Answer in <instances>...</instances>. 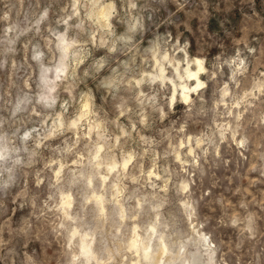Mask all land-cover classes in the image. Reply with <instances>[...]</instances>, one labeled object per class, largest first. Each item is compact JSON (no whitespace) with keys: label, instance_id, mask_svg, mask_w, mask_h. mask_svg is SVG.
Returning a JSON list of instances; mask_svg holds the SVG:
<instances>
[{"label":"clouds","instance_id":"9594fccd","mask_svg":"<svg viewBox=\"0 0 264 264\" xmlns=\"http://www.w3.org/2000/svg\"><path fill=\"white\" fill-rule=\"evenodd\" d=\"M187 3L28 0L25 9V0H0V69L13 70L11 75L0 71V188L17 189L0 192V207L11 197L22 200L19 207L30 213L18 229L0 223V264H89L79 242V234L88 228L86 204L79 191L72 201L75 207L64 203L66 197L76 183L91 189L96 180L102 187L105 177L121 186L124 179L140 184L148 175L146 155L148 166L155 168L152 175L162 185L149 186L171 201L166 214L172 212L173 232L192 235L195 229L196 235L207 233L219 243L221 233L237 226L234 219L245 217L238 242L227 251L221 248L215 264H242L244 242L255 241L258 232L264 235L246 226L252 216L264 218V168L255 164L249 168L259 175L246 187L241 179L231 195L218 189L209 195V183L191 165L196 157L187 150L178 170L170 171L157 163L162 157L154 149L149 153L142 148L147 143L143 134L158 138L169 155H178L182 144L188 146L190 134L197 147L203 132L237 144V137L247 144L255 135L252 129L264 138L259 128L264 124V0H241L242 21L236 34L211 45L205 39L215 35L208 31L207 6L195 30L192 14L171 19ZM61 38L71 47L62 48ZM211 46L235 59L213 57ZM41 57L50 71L48 87L41 82ZM225 63L231 64L230 73L222 70ZM57 65L63 69L59 73ZM191 66L204 73L201 81L189 83L184 73ZM225 81L232 85L231 98L239 100L228 106L236 111L223 113L230 122L216 126L211 98L221 86L227 87ZM158 172L162 174L157 176ZM169 184L174 190L170 196ZM5 226L10 235L16 232L23 238L22 250L7 247L11 240L3 238Z\"/></svg>","mask_w":264,"mask_h":264},{"label":"rangeland","instance_id":"374dc122","mask_svg":"<svg viewBox=\"0 0 264 264\" xmlns=\"http://www.w3.org/2000/svg\"><path fill=\"white\" fill-rule=\"evenodd\" d=\"M167 6L172 7L175 11L174 5L169 4ZM206 6L208 31L215 33V35L210 40L208 36H205V39L209 41L210 45L211 43L218 44L221 41L227 42L231 39L229 33L236 34V30L242 21L243 6L241 0H206V5L204 0H188L185 10L177 13L171 19L176 21L177 17L184 18L186 15L192 14L190 23L195 30L201 24L200 17L204 14ZM0 7H3V5L0 4ZM164 7L165 5H160L161 17L165 14ZM24 8L28 9V0H25ZM21 16H23V13ZM0 26H3V22H0ZM41 27H44V23ZM197 35H199V32H197ZM61 47L70 48L71 44L66 42L65 38H61ZM210 54L213 57H223L227 61L235 59V57H225L224 51L214 46L210 47ZM33 55H38V53L33 52ZM42 61L43 58L41 57L40 62L42 63ZM187 68L198 71L197 66ZM62 70L60 65L55 68L57 73ZM222 70H227L230 73L231 64L225 63ZM0 71H7L11 75L13 70L8 67L0 69ZM184 75L188 77L186 70ZM198 76L202 80L204 73L198 71ZM41 82L44 87H48L52 83L49 67L44 63L41 66ZM193 82L197 81L189 79L190 84ZM225 84H227V81H225ZM254 86L259 87L258 84ZM231 89L232 85L230 84H227V87L221 86L211 98L212 117L216 126L230 122V118L223 116L225 111H236L228 107L231 103L239 100L238 97L235 100L231 98L233 95ZM193 95H198V93H193ZM244 99L247 100L246 97ZM239 102L242 107L246 106L243 101ZM217 112L220 113L219 116L216 115ZM245 115L247 116L248 113H245ZM259 128L264 130V124L259 125ZM251 131L255 132V135L249 139L247 144L239 137H237L239 144L230 140L221 142L216 137L209 135L208 132H203L198 134L199 141H201L199 147L192 143V134H190L189 145L184 146L182 144L178 155L175 152L170 155L166 154L162 151V145L158 143V138L143 134L147 143H142V148H147L149 153L154 149L162 157L157 163L161 168L168 167L170 171L173 169L178 170L179 162L184 159L185 150H187L190 157H196L195 160H190L191 165L196 166L203 173L201 179L209 183V195L217 189L231 195L235 185L240 183L241 179H243V186L246 187L250 179H255L259 175V171L249 172V168L254 164L257 167L264 168V159H260L264 155L262 154L264 153V138H261L260 132L255 129ZM133 135L135 136V133ZM163 143L167 144V141ZM240 145H244L243 149ZM201 149H204V151H201ZM168 151L171 152V149ZM130 155H134V153H130ZM144 159L146 161L145 171L148 175L141 179L140 184H134L132 180L124 179L123 186H121L119 183H115L112 177H105L107 183H104L102 187L97 184L96 180L92 181L91 189H88L83 183H76L73 186L72 194L67 196L70 201L66 204L75 207L72 201L77 191H79L81 203L86 204L84 212L88 228L79 234V242L80 246L83 239H86L89 243L91 242L90 248L93 253L87 259L89 264H133L132 262L137 261V259L138 264H149V262L153 264L154 255L150 256L151 258L144 259L141 257L142 252L138 253L134 248H130V241L137 233L140 235L138 238L140 237L143 240L150 237L149 244H153L154 250L160 245V238L164 239L169 259L163 257L165 260L162 259L160 264H215L221 248L227 251L229 247L238 242L240 233L245 227V224H241L240 221L245 220V217H236L233 223L237 226L230 228L226 233H221L219 243L216 239L210 238L207 233L196 235L195 229H193L192 235L182 231L173 232L169 220L172 212L169 210L166 214V209H168L171 201L165 198L163 193L158 195L155 187L149 186L162 185L160 180L152 175L155 168L148 166L150 164L149 156L146 155ZM133 163H135V160H133ZM113 166L115 167V165ZM127 167L132 171V165H127ZM101 172L103 173V169H101ZM161 174L162 172H158L157 176ZM113 176H115V172H113ZM173 179L175 180L176 177H173ZM109 185H111V188H109ZM168 187L170 196L174 190L171 188V184ZM9 190L13 193L17 191L15 185H11L10 189L0 188V192ZM216 199H220V192H217ZM87 201L91 202L87 203ZM22 202V200H16L15 198L11 201V197H8L4 201V207H0V223L9 224L11 228L18 229L22 222L27 219L29 211L27 207L23 210L19 207ZM232 202H236L234 197ZM246 226L264 232V218L257 220L255 216H252V218L246 220ZM150 227H155L154 232ZM244 235L246 236L247 232H244ZM3 238L11 240L7 247L15 246L18 251L22 250L23 238L17 235L16 232L10 235L7 226L4 228ZM210 239L211 243L208 242ZM116 251H121L122 255L116 256ZM240 251L244 253L242 264H264V235H260L258 232L257 239L255 241L246 240ZM81 253L86 258L87 255L82 249ZM124 256L129 257V259H123ZM5 264H7V261H5Z\"/></svg>","mask_w":264,"mask_h":264},{"label":"bare ground","instance_id":"6f19581e","mask_svg":"<svg viewBox=\"0 0 264 264\" xmlns=\"http://www.w3.org/2000/svg\"><path fill=\"white\" fill-rule=\"evenodd\" d=\"M186 73H187V75H188L190 80H193V78H194V80H196L197 82L201 81L199 76H198V71L197 70H191V69L187 68L186 69ZM69 201L70 200H68L67 197H66V200L64 201V203H69ZM155 227L154 228L150 227L152 229V232H154L153 230L155 229ZM155 232H156V230H155ZM138 236H140V235H138V233L135 234V237L133 239H131L132 241H130L129 246H130V248L131 247L134 248L135 251L138 252V253L142 252V256L141 257H143L145 259V258H148V257L154 255L153 264H160L162 259H163V261L165 260L164 259L165 257H166L167 260L169 259V255H168L169 253H167V251H168L167 250V246H166V244L164 242V239L162 237L160 238V241H159L160 245L156 248V250H154L153 249V244L152 243L149 244L150 237L147 240H143L140 237L138 238ZM90 243L86 239L85 240L83 239L81 241V246H80L82 251L85 253V255H87L86 256L87 259H89L91 257V255H92V253H93L91 251V248H90V245H91ZM134 262H139V261L137 259V261H134ZM149 264H150V262H149Z\"/></svg>","mask_w":264,"mask_h":264}]
</instances>
